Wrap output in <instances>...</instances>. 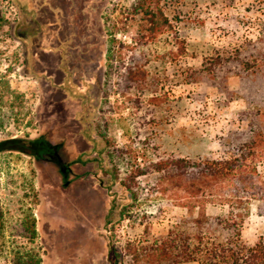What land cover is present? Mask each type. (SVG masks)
Masks as SVG:
<instances>
[{
	"label": "rangeland",
	"instance_id": "1",
	"mask_svg": "<svg viewBox=\"0 0 264 264\" xmlns=\"http://www.w3.org/2000/svg\"><path fill=\"white\" fill-rule=\"evenodd\" d=\"M141 1L0 0V264H172L154 249L171 235L233 236L239 199L138 171L229 159L264 134V0H146L172 22L156 37ZM246 201L253 247L264 200Z\"/></svg>",
	"mask_w": 264,
	"mask_h": 264
},
{
	"label": "trees",
	"instance_id": "2",
	"mask_svg": "<svg viewBox=\"0 0 264 264\" xmlns=\"http://www.w3.org/2000/svg\"><path fill=\"white\" fill-rule=\"evenodd\" d=\"M146 0L136 4L132 13L144 15L148 23L147 30L152 37H156L164 30L172 26L170 18L161 7L154 8L151 4H145ZM114 36L109 49V58L115 57L114 48L118 43ZM180 53L185 54L183 42L180 46ZM264 159V134H260L252 143L244 146L241 152L229 159L205 160L192 162L183 157L161 158L149 166L139 168V175L146 174L150 169L161 173V179L170 182L173 187L186 189L194 192L195 189L203 187L222 188L223 195H230L238 200H228L231 202V218L224 219L221 223L226 229L232 231L233 236L226 242H215L205 239L200 234L198 241L190 238H178L169 236L162 242L157 243L154 248L159 252L161 258L167 263H179L181 261L199 260L201 257L209 264H264V243L259 241L255 246L249 247L243 243L241 238V227L245 219V214L234 212L239 208L243 200L249 203L250 198L264 200V175L258 170V162ZM132 180V179H131ZM124 186L133 200L138 199V191L135 182H123ZM228 191V192H225ZM122 217H127L125 207L121 210ZM3 212L0 202V218ZM130 217V216H128ZM34 237L38 230L35 221L30 227ZM211 239V237H210ZM110 240V247H112ZM26 257V258H24ZM17 264H42V257L36 253L24 255Z\"/></svg>",
	"mask_w": 264,
	"mask_h": 264
}]
</instances>
